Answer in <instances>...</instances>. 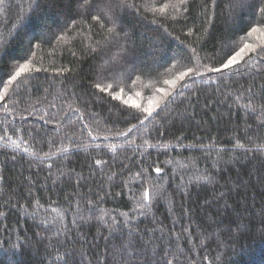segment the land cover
<instances>
[{
  "label": "trees",
  "instance_id": "obj_1",
  "mask_svg": "<svg viewBox=\"0 0 264 264\" xmlns=\"http://www.w3.org/2000/svg\"><path fill=\"white\" fill-rule=\"evenodd\" d=\"M162 2L169 5L164 11L159 10L161 0H151L147 12L117 9L132 38L119 43L107 42L106 30L101 32L91 20L73 19L66 0H39L38 8L36 0L0 3V77L14 71L25 56L31 67L41 69L22 74L13 86L20 94L13 96L10 90L0 101V130L8 127V135L20 144L16 149L11 141L0 142V264H52L66 253L68 264H97V258L105 257L109 264H121V245L137 239L157 252L163 244L175 264H264V152H246L264 144L257 119L264 73L229 78L232 70H226L223 75L208 73L195 83L185 78L184 95L167 111L161 105L155 120L145 121L146 128L138 125L139 130L126 137L116 135L131 126L120 112L136 110L92 86L112 83L110 91L123 89L122 100L129 99L127 93L131 103L148 107L163 97L157 89L179 90V84L173 90L164 81L190 66L192 48L200 51L202 64L219 66L228 50L225 44L236 51L245 43L258 50L264 45V32L248 36L243 31L253 9L242 7L239 0L212 18L211 25L200 15L203 0H194L187 24L173 10L177 0ZM193 26L189 37L187 29ZM253 55L244 52L237 66ZM133 63L137 74L143 73L139 80L117 84L113 70H127ZM101 66L108 69L107 79L97 75ZM61 68L69 72L58 75ZM250 86L255 113L243 107ZM16 129L20 131L14 133ZM97 160L104 163L97 166ZM203 175L213 182H197ZM144 189L151 202L141 210L140 205L148 203L142 199ZM34 211L35 217L30 215ZM124 213L132 218V231L124 227ZM73 219L80 228L72 226ZM60 228L66 235H60L57 253L50 239ZM131 264L143 261L133 259Z\"/></svg>",
  "mask_w": 264,
  "mask_h": 264
},
{
  "label": "snow or ice",
  "instance_id": "obj_2",
  "mask_svg": "<svg viewBox=\"0 0 264 264\" xmlns=\"http://www.w3.org/2000/svg\"><path fill=\"white\" fill-rule=\"evenodd\" d=\"M2 2L3 0H0V3ZM239 2L242 7L247 5L248 7L253 9V15L248 20L247 28H245L243 31H246L248 36H252L257 31L264 32V28L254 26L264 24V0H239ZM193 3L194 0H177L178 7H173L174 12L176 13V17L182 18L185 21V24H187L188 18L191 15ZM234 3L235 0H203V2L200 4V15L204 17L205 23L211 25L212 18L218 17V13L222 12L224 8L231 9ZM35 6L37 8L39 7V0H36ZM168 6L169 5L164 4L161 0V6L159 10L164 11V9H166ZM66 7L70 11L73 19L81 18L85 21L91 20L93 24L99 26L101 32H104L106 30L108 34L107 42L119 43L121 39H124L127 42H131L132 38L129 36V33L124 30L121 17L116 13V10L119 9L121 12L127 13L129 9H136L137 11L143 9L145 12H147L150 8L153 7V5L151 3V0H141L140 4H137L135 0H107V2H104V0H66ZM257 16L259 17V19H257ZM152 22L156 23L155 17H153ZM234 23L235 21H233V24ZM89 27L91 28L92 26L90 25ZM194 27L195 26L188 27L186 33L187 36L191 37L194 35ZM117 29H119V31H117ZM229 30L237 31V29L235 28H231ZM205 32H207V29H205ZM121 33H123V37H121ZM196 34L198 35V33ZM198 42L201 44V47L204 46L202 38L198 37ZM32 47L33 45L31 41H29V52H31ZM34 47L39 48L40 44H36L34 45ZM224 47H226L228 50L225 52V55L222 58V62L219 64V66H213L212 64H202L201 60L203 59V57H201L200 51H198V49L195 47L192 48V56L188 58V64L190 66H187L183 70H180L178 74L173 75L171 79H167L164 81V83L170 85L173 90H175L177 85L179 84V90L165 91L164 89H157V92L163 93V97L161 99L155 100V103L150 104L148 107H141L139 104L131 103V97H129L128 100H122L121 93L123 92V89L121 88L120 91H110L111 89H113L112 83H94L92 86L99 93L107 92L112 101H120L125 105H130L132 109L136 110L135 112H120V115L125 118L126 123L130 124L131 126L127 127L126 130L118 131L116 135L119 137H126L134 130H139L138 125H143L146 128L145 121L151 123L153 120H155L156 117L153 115V113L161 105H164L162 111H167L172 104H175L177 102L178 97L184 95L183 89L188 87V83L181 82H184L185 78H188L191 83H195L198 78H202L208 73H219L223 75L226 70H232L229 72V78H231L233 75H244L245 73H251V75H249V79H251L252 75H261L262 73H264V45H261L258 50L256 45L245 43L244 46L239 49V51H236L231 44H225ZM93 51H95V49H93ZM246 51L251 52L254 55L251 56L248 60H245L243 64L237 66V62L241 60L243 53ZM21 59H23L24 62L20 63L14 71L9 69L5 76L0 77V87H2L3 89L2 91H0V101H5V97L8 96L10 90L13 91V96L20 94L18 91H16V89L13 88V86L17 84L18 78L21 77L22 74L27 73L30 76L32 72L41 71L40 68L31 67L32 61L28 59L27 56L21 57ZM136 68L137 66L135 65V63H133V66L127 70L121 71L114 69L113 76L117 84L125 82L135 84L136 80H139L140 75L143 74H137ZM172 68H176V65L173 64ZM171 70L172 69H169L170 72ZM44 71H48V69H44ZM68 72L69 69L67 68L56 70V73L58 75H64ZM107 74L108 69L103 66H101V72L97 73V75H103L105 79H107ZM133 76H135V80L133 79ZM207 79L211 81V77H208ZM20 83L22 84L23 82L21 81ZM246 93L247 103L243 107L249 112H257V107L254 100L255 92L253 91V86H250L246 90ZM137 96H139V93H137ZM239 98L240 97H237V99ZM103 99L104 97L101 96L100 100ZM183 102V100L180 101V103ZM3 107L5 109V116L10 115L7 103H4ZM113 107H115V105H113ZM73 111H75V109H73ZM79 117L81 123L83 124V127L88 128V124L83 122L84 114L80 113ZM21 118L24 119L25 117L22 116ZM257 119L260 122L259 126L261 130L264 131V98H262ZM9 123H11V121ZM9 130L10 129L8 127L0 130L4 133L3 135H0V142L11 141V144L16 149H19L20 144L17 142V140L8 135ZM12 131L16 133L20 130L16 129ZM109 131H111V129H109ZM88 134L92 136L91 131H89ZM92 138L97 139L98 136H92ZM103 138L107 140L109 137L105 135ZM259 138L264 139V137ZM145 143H147V141H145ZM250 143L254 142L250 141ZM200 146L203 147L202 142ZM238 146L241 148L244 147L243 144H239ZM97 147L100 146L97 145ZM64 151H67V149H65ZM246 152H264V144L249 147L248 149H246ZM13 159H15V156H13ZM102 163L104 162L101 160L96 161L97 166L101 165ZM48 167L51 168L52 165L48 164ZM155 172L159 174L161 172V169L159 167H156ZM137 175L139 177L140 174ZM201 180L204 184H210L213 182L212 178L206 175L198 177L197 182H200ZM29 195L31 196L30 188ZM221 198H223V194ZM99 199L102 200L103 198L101 197ZM142 199L143 201L148 203L141 204V210L148 207V204L151 202L149 190H143ZM89 203L91 204L92 202L90 201ZM37 206L41 207L38 202ZM21 207L23 206L21 205ZM25 211L27 213L26 209ZM136 211L137 209H133V212ZM0 215H4V213L0 212ZM30 215L35 217L37 213L34 211L30 213ZM123 215L125 216L124 227L128 228L129 231H132V227L130 226V221L132 218L128 216V213H124ZM81 219L87 222L91 219V217H81ZM100 219L103 220V216H101ZM115 220L116 218L113 217L114 222ZM41 223L47 230L48 223L43 220L41 221ZM71 223L74 228L81 227L80 222L76 219H73ZM66 227L67 226H64V228ZM64 228L57 229L53 237L50 239L52 247L57 253H59V249L62 246L59 237L62 234L66 235ZM152 239L153 238H149V243H151ZM130 250L132 251V255L128 256ZM74 255L75 253H73V256ZM118 255L120 257L121 264H124L125 259H127L128 264H131V261L133 259H135L137 262L142 260L143 264H175L174 259L169 258L171 253L168 252L166 246L161 244L159 251L157 252L154 250H150L149 245L144 244L139 239H137L135 243L130 240L128 244L121 245V249L119 250ZM61 260L64 262V264H68L67 253L63 257L57 256V259H55L52 264H60ZM97 264H109L108 258L105 257L103 260L97 258Z\"/></svg>",
  "mask_w": 264,
  "mask_h": 264
},
{
  "label": "rangeland",
  "instance_id": "obj_3",
  "mask_svg": "<svg viewBox=\"0 0 264 264\" xmlns=\"http://www.w3.org/2000/svg\"><path fill=\"white\" fill-rule=\"evenodd\" d=\"M136 93H139V92H136ZM126 95V98H129V97H131L132 98V96L131 95H129V94H127V93H125ZM136 96H137V94H136ZM142 98V95H141V93H139V99H141Z\"/></svg>",
  "mask_w": 264,
  "mask_h": 264
},
{
  "label": "water",
  "instance_id": "obj_4",
  "mask_svg": "<svg viewBox=\"0 0 264 264\" xmlns=\"http://www.w3.org/2000/svg\"><path fill=\"white\" fill-rule=\"evenodd\" d=\"M154 113H155V112H154ZM154 113H153V114H154Z\"/></svg>",
  "mask_w": 264,
  "mask_h": 264
}]
</instances>
